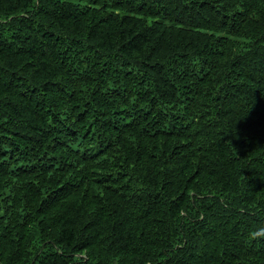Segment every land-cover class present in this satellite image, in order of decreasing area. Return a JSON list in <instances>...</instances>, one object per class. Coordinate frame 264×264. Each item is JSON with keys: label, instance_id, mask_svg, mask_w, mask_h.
<instances>
[{"label": "trees", "instance_id": "trees-1", "mask_svg": "<svg viewBox=\"0 0 264 264\" xmlns=\"http://www.w3.org/2000/svg\"><path fill=\"white\" fill-rule=\"evenodd\" d=\"M0 264H264V0H0Z\"/></svg>", "mask_w": 264, "mask_h": 264}]
</instances>
